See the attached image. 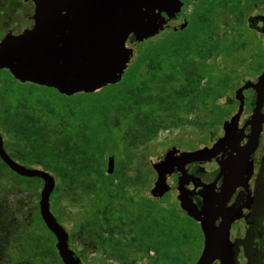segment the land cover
<instances>
[{"label":"flooded vegetation","instance_id":"flooded-vegetation-1","mask_svg":"<svg viewBox=\"0 0 264 264\" xmlns=\"http://www.w3.org/2000/svg\"><path fill=\"white\" fill-rule=\"evenodd\" d=\"M180 1L188 9L178 13L156 36L166 34L172 23L181 22L172 27V32H182L183 30H174L182 25L190 27V31L193 29L191 39L201 43L204 50L208 46H216V41L209 39L214 34L215 27L223 24L228 32L241 30L237 38L224 32L219 45L222 49L231 48L232 54L237 50L238 42L243 47L252 48L249 68L251 74L250 79L235 87L236 110L227 113L228 116L222 123V133L215 141L169 153L213 147L225 134V122L236 116L243 104L237 121L239 137L235 144L225 148L217 157H206V160L188 163L183 168L184 173L178 171L168 175L166 182L170 185V191L162 199L153 201L142 197L152 203L151 207L140 204L135 210L132 207L125 208V203L120 205L117 202L114 205L108 204L106 213L93 209L91 239L98 248L107 252V256L118 259L123 264L131 260H138L139 264H198L205 251L210 260H213L210 264H264V99L260 101L264 94V0ZM36 4L35 0H0V43L7 36L21 35L35 26ZM214 14H219L222 18L215 19ZM163 17L164 11L161 12L160 21ZM248 32L255 35L256 42H249L246 36ZM132 37L134 36H131L130 44L136 43L135 37ZM192 63L221 64L205 60L190 62ZM2 71L14 78L9 70L0 72ZM225 80L230 83L228 76L222 78L221 82ZM247 83L252 86L240 94V98H243L241 102L237 98V92ZM5 89L11 96L18 98L12 88L7 86ZM220 109L225 111L223 107ZM204 125L208 124L202 126ZM182 176L185 177L184 182L187 181L185 192L206 223L207 231L201 221L182 208L178 189ZM234 187L236 188L231 195L225 191L226 188L229 191ZM172 192L177 194V202L168 207L163 206L161 202ZM164 215H172L171 219L179 224L168 228ZM39 218L42 219L40 211L35 228L45 237L33 243L26 241L27 233L26 236L20 235L17 240L11 241L6 246V255L12 264H51L50 260L55 264H65L64 257L57 249L56 236L43 219L41 221ZM103 228L107 229L112 238L117 232L126 236V247H129L113 248L112 243L104 239ZM49 233L54 239L52 253L48 252ZM135 244L139 248L138 253L131 251V245ZM69 248L82 264H87L81 254L71 248L70 235ZM33 250L36 252H32ZM90 264L103 263L95 259Z\"/></svg>","mask_w":264,"mask_h":264},{"label":"rangeland","instance_id":"rangeland-1","mask_svg":"<svg viewBox=\"0 0 264 264\" xmlns=\"http://www.w3.org/2000/svg\"><path fill=\"white\" fill-rule=\"evenodd\" d=\"M215 19L222 18L219 14H214ZM181 22H175L170 25L169 31L166 33H172V27ZM193 28V27H192ZM214 34L209 36V39L216 41V46H208L203 50V58L186 59L183 62L182 69L190 74L204 73L205 77L200 84L198 91H202L206 84L215 83L214 81H220L225 76L230 78V83L223 86L222 96L215 102V106H212L209 99H206L204 103L183 105V110L180 112V116L187 118L193 123H185L178 127H171L169 129L161 130L158 135L145 146L134 147L132 146V137L137 133L130 128L133 127V121L129 118H123L116 112L111 119V125L106 124L103 117H98L99 125L105 126L106 129H111L114 134L107 138V145L109 148H113L117 143L118 150H114L113 153L106 155V161L108 157H114L116 159L115 173L107 179L108 189L104 192L97 191L91 196L83 195L76 187L70 186L67 183L57 180V185L60 188L56 192V188L51 195V209L67 232L70 235V245L73 250L81 254L87 264L94 262L98 259L103 264H123L118 259H112L107 256V252L97 247L91 239L92 228V213L93 209L100 213H106L108 204H105L104 200L101 202V198L109 203L111 199H115L112 202L117 203L120 198L124 201L120 202V205L126 204L125 208L137 209L138 206L144 205L145 207H151L152 203L144 200L142 197H146L149 188L157 182L155 170L153 165L156 164L157 159L166 153L177 150H185L194 148L203 142L212 143L222 133V123L228 116L227 113H232L236 110L234 105V94L236 86L242 81L250 79L251 70H249L251 64V52L252 48L249 46L243 47L238 42V47L235 53L232 54L231 48L222 49L219 45L222 34L228 32V29L224 25L215 27ZM193 29L185 31L179 37H185L188 34H192ZM233 38H237L241 30H235L228 32ZM166 34L151 38L152 41H159L165 38ZM249 42H256V37L253 33H246ZM145 43L144 45H146ZM132 47L135 50L134 56L128 66L127 71L123 79L127 78L131 73L132 64L137 56L138 43H132ZM205 60L208 62H218L221 64H205L204 71L198 69L197 64H190L189 61ZM144 69V68H143ZM144 71V70H143ZM210 74H212V81H210ZM220 78V79H219ZM165 76H160L159 82L164 80ZM212 82V83H211ZM160 84V83H159ZM157 84V85H159ZM156 85V86H157ZM12 88L15 95L18 98H14L10 95V92L5 89ZM0 117L5 115L9 110L10 113L19 104V101L26 99L31 101V105L36 107V102H42L45 110L52 108L59 117L71 118V110H75L77 117H81V103L79 96L62 97L56 90L38 86L31 83H20L10 76L7 72H0ZM171 87L168 86L167 89ZM191 106L192 108H190ZM40 107V106H38ZM221 107L225 108V111H221ZM42 108V107H41ZM38 109L39 115L43 116L46 112ZM144 111H134L139 116ZM213 113L217 115L214 116ZM169 112H163V117H167ZM73 119H70V121ZM196 123V124H195ZM201 123H207L208 125H200ZM78 124V123H77ZM78 126V125H77ZM76 126V127H77ZM78 128V127H77ZM135 129V128H134ZM139 130V127H137ZM0 131L3 133L5 146L7 152L16 161L26 165L27 158L21 151V143L17 140V137L10 135L7 132V127L0 119ZM139 133V132H138ZM30 168L43 169V164L38 162L35 165H27ZM107 168V162H106ZM49 172V171H48ZM54 175L53 172H50ZM55 176V175H54ZM56 178V177H55ZM125 180L136 181L141 183L128 184ZM43 189V182L36 183L31 187L28 186L26 181L22 180L18 175L5 170L0 177V264H12L6 255V246L13 240L21 236H26L31 232L37 224V218L40 211V199ZM56 192V193H55ZM55 193V194H54ZM176 193H170L166 200L161 202L163 206L168 207L170 204L177 202ZM53 204V205H52ZM91 204L94 207H91ZM114 205V204H113ZM56 207V208H55ZM167 220V226L176 227L178 221L172 220V215H164ZM180 226V225H179ZM104 239L108 240L113 248H128L126 247V236L117 232L112 238L109 235L107 229L103 228ZM131 251L138 253L137 244L131 245ZM51 264H55L50 260ZM26 264V263H18ZM127 264H139L138 260H131Z\"/></svg>","mask_w":264,"mask_h":264},{"label":"water","instance_id":"water-1","mask_svg":"<svg viewBox=\"0 0 264 264\" xmlns=\"http://www.w3.org/2000/svg\"><path fill=\"white\" fill-rule=\"evenodd\" d=\"M35 26L18 36H7L0 43V71L7 69L20 83H31L56 90L72 97L91 94L107 86L119 83L128 69L135 50L130 44L131 36L136 43H143L158 35L167 24L185 12L188 6L180 0H35ZM164 17L160 21L161 12ZM186 25L175 28L182 31ZM264 80V73L262 75ZM252 86L247 83L237 92L240 94ZM264 99V94L260 101ZM239 113L224 125V136L213 147L192 152L168 153L160 156L153 169L155 182L146 197L158 201L170 191L166 182L168 175L182 171L188 163L217 157L238 139ZM0 159L11 171L25 178L43 181L40 213L43 221L57 238V249L65 264H82L69 248V234L51 210V195L57 180L46 170L30 168L13 159L7 152L0 131ZM116 159L108 157L107 174L115 172ZM185 176V175H184ZM179 179L182 208L196 220L200 218L192 201L185 192V177ZM236 187L225 191L231 195ZM205 251L198 264H210Z\"/></svg>","mask_w":264,"mask_h":264},{"label":"trees","instance_id":"trees-1","mask_svg":"<svg viewBox=\"0 0 264 264\" xmlns=\"http://www.w3.org/2000/svg\"><path fill=\"white\" fill-rule=\"evenodd\" d=\"M188 29L190 30V27L182 32L168 33L159 41L148 39L139 44L137 56L131 63V73L116 85L107 86L96 93L76 94L81 100L79 118L75 110L70 112V119H73L70 121L67 117H59L52 108L45 110L42 102H36L37 106L34 107L31 101L20 100L13 112L10 113L9 110L0 119L7 127V132L17 137L21 143V151L27 158L26 165L42 163L44 170L53 172L56 179L76 187L83 195L91 196L97 191L104 192L109 187L107 179L121 171L107 174L106 155L118 150V145L116 143L113 148L108 147L107 138L114 133L111 129L105 130V126L99 125L98 117H103L109 125L116 112L123 118L131 119L133 127L130 130L137 132L132 137V146L140 147L152 141L163 129L193 123L180 116L186 102L199 104L209 99L211 105L215 106L227 81L208 83L202 91H198L205 77L204 67L207 65L197 64L198 69L204 73L190 74L182 69L186 59L203 58L201 43L193 41L190 34L179 37ZM145 43L147 44L144 45ZM162 75L165 79L159 82ZM211 77L212 74L209 76L210 81L213 79ZM168 86L171 88L167 89ZM37 108L43 109L46 114L39 115ZM138 110L144 111L141 116L134 113ZM163 112H169L167 117H163ZM5 170L14 173L0 159V177ZM21 179L30 187L43 182L38 178ZM125 181L128 184L141 183L139 180ZM59 188L60 185L57 186L56 192ZM103 200L105 204H115L112 202L115 199H111L109 203L101 198V202ZM121 201L124 200L120 198L118 202ZM91 207L94 205L91 204ZM38 231L39 229L35 228L28 233L26 241H41L45 235ZM53 243V235L49 233V253L54 252Z\"/></svg>","mask_w":264,"mask_h":264}]
</instances>
